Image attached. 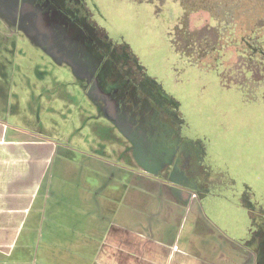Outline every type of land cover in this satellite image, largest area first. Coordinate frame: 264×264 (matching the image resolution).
<instances>
[{
  "label": "rangeland",
  "instance_id": "1",
  "mask_svg": "<svg viewBox=\"0 0 264 264\" xmlns=\"http://www.w3.org/2000/svg\"><path fill=\"white\" fill-rule=\"evenodd\" d=\"M28 1L0 0V123L47 145L58 189L74 176L88 177L98 193L111 179L156 176L201 197L231 192L264 225V83L248 87L236 76L244 59L232 30L197 58L180 46V26L216 41L219 23L206 11L186 14L178 0H57L67 11L61 39L82 31L73 49L56 45L57 57L37 35L17 32L18 5ZM131 75L136 82L125 81ZM107 78L126 85L128 95L113 97H127L137 116L113 117L97 91Z\"/></svg>",
  "mask_w": 264,
  "mask_h": 264
},
{
  "label": "crops",
  "instance_id": "2",
  "mask_svg": "<svg viewBox=\"0 0 264 264\" xmlns=\"http://www.w3.org/2000/svg\"><path fill=\"white\" fill-rule=\"evenodd\" d=\"M46 150L0 123V264H264V225L237 195L156 176L111 179L100 193L74 176L58 189Z\"/></svg>",
  "mask_w": 264,
  "mask_h": 264
},
{
  "label": "trees",
  "instance_id": "3",
  "mask_svg": "<svg viewBox=\"0 0 264 264\" xmlns=\"http://www.w3.org/2000/svg\"><path fill=\"white\" fill-rule=\"evenodd\" d=\"M178 2L183 6L184 13L206 11L211 19L219 23L218 27H215L217 39L214 42H209L208 39L195 40L196 37L181 24L180 46L185 48L190 56L201 58L205 53L213 54L220 39H224L227 36L225 33L232 30V37H235V41L242 50L239 56L244 59L243 64H239L236 76L244 78L245 81H241L244 86L253 87L258 83H264V64L262 63L264 60V0H178ZM220 30H224V36H221ZM250 34L253 35L252 38L247 37ZM222 46L224 47L225 43ZM247 56L250 57L249 60ZM242 66L246 70L244 75L241 72Z\"/></svg>",
  "mask_w": 264,
  "mask_h": 264
},
{
  "label": "flooded vegetation",
  "instance_id": "4",
  "mask_svg": "<svg viewBox=\"0 0 264 264\" xmlns=\"http://www.w3.org/2000/svg\"><path fill=\"white\" fill-rule=\"evenodd\" d=\"M23 1L24 0H22V2ZM25 4L28 6L23 8L19 7L18 5V11L24 12V14L26 15L20 14V18H17L16 16L17 20H15V22L16 24H20V27L18 28L20 30L17 32L24 33L23 31H25L31 37L37 35L42 40L43 46L47 47L53 54H56L57 57L63 54V51H59L56 45H63L66 49L71 50L75 47L74 45L77 42L81 43V41H78L77 37L80 33L82 34V31L77 32V34L74 36L75 38L73 39H61L62 30H60V28L63 26L62 21L65 19L67 11L63 13L61 7L57 5V0H30ZM30 4H32V6H29ZM71 6L73 5H70V7ZM30 8L32 10V16L31 14L27 13V11H30ZM6 18L8 21L13 22V20H11L8 16H6ZM90 26L93 28V31L97 33L98 36L100 29L96 27V24L91 22ZM90 26L88 25V27ZM98 37H101L103 39L104 34H101ZM94 47L97 50V46L95 45ZM80 56L82 58L84 57L83 54H81ZM66 61L69 62L65 59V62ZM124 79L126 82H129L132 79L136 82V79L132 75ZM119 82L120 81H115L110 78H107L105 82V87L104 85L100 88L97 87V91L101 96L107 99L108 106L110 107L109 110L111 111L113 117H120V115H125L127 118L135 117L138 115L139 111L136 109L127 110L126 105L124 104L128 99L127 97L122 95V100H119L117 97H113L114 94L124 92L126 90L125 88H127L126 85H124L122 87L123 89L120 90L119 84H116ZM124 94L128 95L127 92H124Z\"/></svg>",
  "mask_w": 264,
  "mask_h": 264
}]
</instances>
